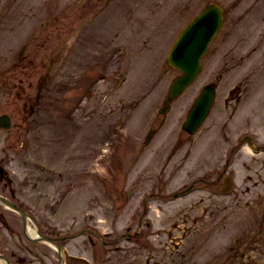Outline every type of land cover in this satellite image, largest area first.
I'll return each instance as SVG.
<instances>
[{"label": "rangeland", "instance_id": "rangeland-1", "mask_svg": "<svg viewBox=\"0 0 264 264\" xmlns=\"http://www.w3.org/2000/svg\"><path fill=\"white\" fill-rule=\"evenodd\" d=\"M210 2L224 26L162 114L179 74L170 47ZM210 82L216 98L190 134ZM2 113L13 183L0 195L15 190L28 226L59 238L63 264H264V151L236 148L246 135L264 145V0H0ZM5 204L31 249L14 250L57 264V247L31 242Z\"/></svg>", "mask_w": 264, "mask_h": 264}, {"label": "water", "instance_id": "water-1", "mask_svg": "<svg viewBox=\"0 0 264 264\" xmlns=\"http://www.w3.org/2000/svg\"><path fill=\"white\" fill-rule=\"evenodd\" d=\"M223 24V10L215 3H209L194 19L182 30L168 56V63L176 67L181 73L176 76L168 91L167 98L162 113H166L173 100L196 79L202 68V57L206 53L211 41ZM215 97V89L211 85L203 88L200 95L192 105L188 117L183 124V128L193 134L206 118ZM0 125L10 127L11 120L8 116L0 117ZM152 132L148 135L150 140ZM0 201L17 209L23 216L25 227L27 224V213L18 207L12 200L0 195ZM27 228V227H26ZM38 236L32 238L34 241H48L55 245L59 251L60 264L63 262V246L51 237H47L37 232Z\"/></svg>", "mask_w": 264, "mask_h": 264}, {"label": "flooded vegetation", "instance_id": "flooded-vegetation-1", "mask_svg": "<svg viewBox=\"0 0 264 264\" xmlns=\"http://www.w3.org/2000/svg\"><path fill=\"white\" fill-rule=\"evenodd\" d=\"M2 114H4V113H2ZM254 143H256V142H254ZM257 146L262 148L264 145H257ZM255 154H257V153H255ZM3 158H4V160L0 159V182L3 181V183H4L3 187L6 189L10 186V183L11 184L13 183V180L11 178L10 179L7 178L9 171L6 169V164L8 161H7V158L5 156ZM228 178L230 179V177H228ZM11 190H12V195H11L12 198L11 197L10 198L12 200H15V197H16V193L14 192L15 190H13L12 188H11ZM20 207H22V206H20ZM21 218H22L21 219L22 230H23L24 234L26 235V237L33 243L38 242V241H33L28 236L26 229H25V221H24L22 216H21ZM27 223H28V220H27ZM0 231H1V233H0V244L3 245V247L0 249V260H2L6 264H16L17 263L16 259H18V261H19L18 264H27L28 259L24 256L21 257L15 250L20 252V254H23L22 251L27 253V251H29L31 249H30V247H27V244L22 242L21 235L18 232L17 224L15 223V221L10 219V218L3 217L2 213H0ZM54 239L59 242V240H58L59 238L54 237ZM15 240H18V242L14 243L15 246L13 248H11L10 242H14ZM50 254L51 253H49L48 251H45L44 253H42L38 257V261L41 264H46L47 258H50V260L52 259ZM51 262H52V264L55 263V261L53 259L51 260ZM57 264H59V260H58Z\"/></svg>", "mask_w": 264, "mask_h": 264}, {"label": "bare ground", "instance_id": "bare-ground-1", "mask_svg": "<svg viewBox=\"0 0 264 264\" xmlns=\"http://www.w3.org/2000/svg\"><path fill=\"white\" fill-rule=\"evenodd\" d=\"M28 232H29V234H31L34 237L38 236L36 230L34 228H32V226H30V225L28 227Z\"/></svg>", "mask_w": 264, "mask_h": 264}]
</instances>
